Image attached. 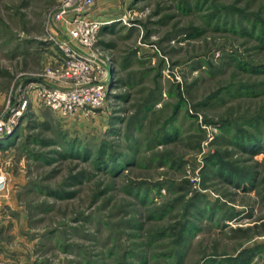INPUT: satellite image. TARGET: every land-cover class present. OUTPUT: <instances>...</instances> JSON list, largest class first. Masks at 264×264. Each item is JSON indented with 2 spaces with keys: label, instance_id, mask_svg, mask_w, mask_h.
<instances>
[{
  "label": "rangeland",
  "instance_id": "obj_1",
  "mask_svg": "<svg viewBox=\"0 0 264 264\" xmlns=\"http://www.w3.org/2000/svg\"><path fill=\"white\" fill-rule=\"evenodd\" d=\"M61 1L0 0V114L26 100L0 137V257L264 264V0H94L112 87L66 113L37 90Z\"/></svg>",
  "mask_w": 264,
  "mask_h": 264
},
{
  "label": "built area",
  "instance_id": "obj_2",
  "mask_svg": "<svg viewBox=\"0 0 264 264\" xmlns=\"http://www.w3.org/2000/svg\"><path fill=\"white\" fill-rule=\"evenodd\" d=\"M93 2L62 0L47 14L50 25L55 21L65 24L62 32L52 27L55 34L49 33V39L64 58L55 69H45L37 90L45 105L63 113L101 107L112 87L111 61L105 53L96 50L103 22L94 16ZM56 33L61 34V39L56 37ZM25 104L26 100H22L10 114H0V137L9 134ZM0 264L17 263L0 257Z\"/></svg>",
  "mask_w": 264,
  "mask_h": 264
},
{
  "label": "trees",
  "instance_id": "obj_3",
  "mask_svg": "<svg viewBox=\"0 0 264 264\" xmlns=\"http://www.w3.org/2000/svg\"><path fill=\"white\" fill-rule=\"evenodd\" d=\"M76 154H78L79 155V153L78 152H76ZM242 260V259H241Z\"/></svg>",
  "mask_w": 264,
  "mask_h": 264
}]
</instances>
